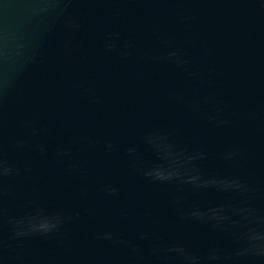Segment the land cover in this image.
I'll list each match as a JSON object with an SVG mask.
<instances>
[{
	"label": "water",
	"instance_id": "obj_1",
	"mask_svg": "<svg viewBox=\"0 0 264 264\" xmlns=\"http://www.w3.org/2000/svg\"><path fill=\"white\" fill-rule=\"evenodd\" d=\"M0 264H264V0H0Z\"/></svg>",
	"mask_w": 264,
	"mask_h": 264
}]
</instances>
